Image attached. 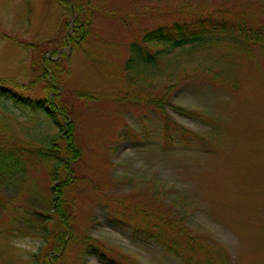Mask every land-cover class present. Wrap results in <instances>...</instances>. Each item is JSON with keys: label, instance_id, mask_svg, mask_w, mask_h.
<instances>
[{"label": "rangeland", "instance_id": "rangeland-1", "mask_svg": "<svg viewBox=\"0 0 264 264\" xmlns=\"http://www.w3.org/2000/svg\"><path fill=\"white\" fill-rule=\"evenodd\" d=\"M77 1L92 7L79 48L57 0H0V79L42 98L50 58L82 154L62 263L264 264V42L210 38L153 48L145 75L128 65L131 45L162 25L245 20L264 33V0ZM57 133L43 110L0 98V147L23 160L0 176V264H34L51 244L36 212L55 162L30 151Z\"/></svg>", "mask_w": 264, "mask_h": 264}, {"label": "trees", "instance_id": "trees-1", "mask_svg": "<svg viewBox=\"0 0 264 264\" xmlns=\"http://www.w3.org/2000/svg\"><path fill=\"white\" fill-rule=\"evenodd\" d=\"M58 5L62 7L65 14L64 27L68 30L69 44L75 48H79L82 43L90 35L91 28V10L90 2H80L77 0H57ZM204 22H208L204 25ZM246 25V27H243ZM244 37L243 43L264 42V33L247 25L246 21L227 22L222 20L220 23L212 22L211 19L202 21L196 25H187V23H176L173 26H160L149 30L142 37V43L145 47H138L136 43L131 45V58L128 65L134 64L132 68H140L137 72L145 75L148 64H153L157 60V54L152 52L153 48H165L172 50L177 47L197 43L210 38L217 40L222 37L226 42H237L238 37ZM66 44V41H65ZM153 44L154 47L149 45ZM152 45V46H153ZM156 45V46H155ZM44 74L42 77L43 92L42 98H32L29 93L20 92L25 90L20 87H11L8 82L12 80L0 79V98L11 100L19 106H26L31 110H43L46 112L51 122L58 128V133L51 139L50 147L38 148L30 151L37 159L54 160L55 166L52 169L51 180L52 196L47 202V208L36 212L39 216V225L44 233L45 240L51 241V244L45 242L41 247L40 255L36 258L42 260V264H63L64 251L72 240L73 233V204L67 201L66 193L73 181L72 176L74 169L71 164L76 165L82 154L77 146L76 133L74 124L70 121L69 106L61 102L59 88L54 81L55 72L53 71V63L50 58H44ZM145 80V77H143ZM21 88V89H18ZM85 97V96H84ZM168 106L180 113L192 115L191 112L174 106L168 102ZM69 122V123H68ZM29 152V151H28ZM23 167V160L18 156L17 152L7 151L0 147V176H13L17 174ZM21 172V171H20ZM55 184V185H54ZM58 184V185H57ZM183 198H180V200ZM185 199V198H184ZM185 201V200H184ZM52 223L53 228L52 229ZM167 226L171 230H176L174 224L167 222ZM147 234H151V227H147ZM179 234H183V229L179 228ZM165 243V241H162ZM47 243V244H46ZM166 244V243H165ZM48 245L47 252L43 254V248ZM91 247L98 249L94 244ZM170 241L168 242V248ZM100 251H102L99 248ZM52 253V255H51ZM34 264H38L39 260ZM137 264V263H135Z\"/></svg>", "mask_w": 264, "mask_h": 264}]
</instances>
